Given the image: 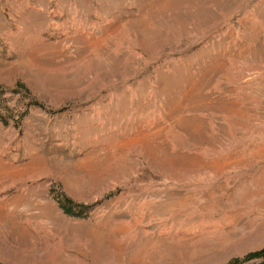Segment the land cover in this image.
Listing matches in <instances>:
<instances>
[{"label":"rangeland","instance_id":"374dc122","mask_svg":"<svg viewBox=\"0 0 264 264\" xmlns=\"http://www.w3.org/2000/svg\"><path fill=\"white\" fill-rule=\"evenodd\" d=\"M0 88V264H226L264 247V186L239 201L173 163L240 144L254 112L264 131V0H0Z\"/></svg>","mask_w":264,"mask_h":264},{"label":"crops","instance_id":"0c3cea01","mask_svg":"<svg viewBox=\"0 0 264 264\" xmlns=\"http://www.w3.org/2000/svg\"><path fill=\"white\" fill-rule=\"evenodd\" d=\"M251 115L253 127L240 129V144L189 145L187 150L180 151L183 155L174 157V168L179 164L180 170L189 169V176L194 177L211 174L219 179L223 191L224 185H236L239 201L247 199L248 194H255L259 201L264 186V131L257 128V114ZM246 116L240 113L241 120H247ZM229 190L221 199H235L232 189Z\"/></svg>","mask_w":264,"mask_h":264},{"label":"trees","instance_id":"16d2710c","mask_svg":"<svg viewBox=\"0 0 264 264\" xmlns=\"http://www.w3.org/2000/svg\"><path fill=\"white\" fill-rule=\"evenodd\" d=\"M1 90V88H0ZM2 92V90L0 91ZM33 104L38 105L37 101H34ZM64 110V108H61L58 110V112H62ZM2 121L5 125L8 124V120L5 119L4 117H2ZM18 125V124H17ZM58 201L60 206L63 208L64 212L69 214V215H76L80 213V208L84 207L81 205H77L75 202H72V200L66 196H62L59 195L58 196ZM262 259V262L259 264H264V247L259 249V250H255V251H251L248 252L247 254L244 255L243 258H233L230 261H228L226 264H241L243 261H250V260H255V259ZM255 264V263H253Z\"/></svg>","mask_w":264,"mask_h":264}]
</instances>
